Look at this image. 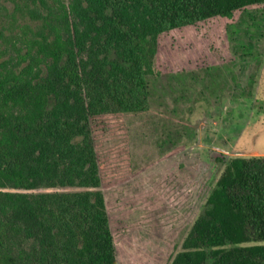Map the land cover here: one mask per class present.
I'll list each match as a JSON object with an SVG mask.
<instances>
[{"label": "trees", "instance_id": "trees-1", "mask_svg": "<svg viewBox=\"0 0 264 264\" xmlns=\"http://www.w3.org/2000/svg\"><path fill=\"white\" fill-rule=\"evenodd\" d=\"M263 9L0 0V264H120L92 118L147 111L150 77L230 54V29ZM217 157L224 170L167 264H264V157Z\"/></svg>", "mask_w": 264, "mask_h": 264}, {"label": "rangeland", "instance_id": "rangeland-1", "mask_svg": "<svg viewBox=\"0 0 264 264\" xmlns=\"http://www.w3.org/2000/svg\"><path fill=\"white\" fill-rule=\"evenodd\" d=\"M229 40L230 54L191 73L150 77L147 111L91 120L120 264H167L182 251L224 170L217 156L264 157V9Z\"/></svg>", "mask_w": 264, "mask_h": 264}]
</instances>
